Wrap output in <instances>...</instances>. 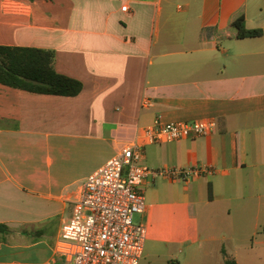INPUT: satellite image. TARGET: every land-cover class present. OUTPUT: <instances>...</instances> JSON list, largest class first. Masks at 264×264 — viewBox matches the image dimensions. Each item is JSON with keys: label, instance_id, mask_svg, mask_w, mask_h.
<instances>
[{"label": "crops", "instance_id": "crops-1", "mask_svg": "<svg viewBox=\"0 0 264 264\" xmlns=\"http://www.w3.org/2000/svg\"><path fill=\"white\" fill-rule=\"evenodd\" d=\"M255 2L0 0V46L53 51L55 71L82 84L72 98L0 85V264H64L53 249L83 183L135 141L150 169L216 170L139 186L152 187L138 214L139 264H264V0ZM239 16L262 37L236 39ZM156 120L215 127L149 144ZM250 216L261 231L243 234Z\"/></svg>", "mask_w": 264, "mask_h": 264}, {"label": "built area", "instance_id": "built-area-1", "mask_svg": "<svg viewBox=\"0 0 264 264\" xmlns=\"http://www.w3.org/2000/svg\"><path fill=\"white\" fill-rule=\"evenodd\" d=\"M214 127L210 121L156 120L144 134L149 144L170 143L207 137ZM143 159V144L135 141L85 180L53 249L64 264H139L146 239V229L133 222L145 211L139 186L150 178L186 183L216 172L208 166L150 169Z\"/></svg>", "mask_w": 264, "mask_h": 264}, {"label": "trees", "instance_id": "trees-1", "mask_svg": "<svg viewBox=\"0 0 264 264\" xmlns=\"http://www.w3.org/2000/svg\"><path fill=\"white\" fill-rule=\"evenodd\" d=\"M236 39L260 38L261 29L249 30L245 19L239 16L230 25ZM54 52L44 49L0 46V85L8 88L47 96L75 97L82 91V84L58 74L54 69ZM8 229L0 226V233ZM224 264H236L226 258Z\"/></svg>", "mask_w": 264, "mask_h": 264}, {"label": "rangeland", "instance_id": "rangeland-1", "mask_svg": "<svg viewBox=\"0 0 264 264\" xmlns=\"http://www.w3.org/2000/svg\"><path fill=\"white\" fill-rule=\"evenodd\" d=\"M256 2H255V0H248V5H249V9H250V6L252 7L254 4H255ZM257 3H260V4H263L262 2H260V1H258ZM160 185H162L161 187H163V186H165V188H166V183L165 182H162V183H160V182H158V184H157V186H160ZM140 191V190H139ZM152 187L150 188V189H148V190H146V191H140V193L143 195V197L146 199V200H149L150 198H151V196H152ZM253 217L254 216H250V222H248V224L246 225H244V226H239L238 227V229H240L241 231H242V233L243 234H246V233H248V231H250L251 230V232H252V230L253 229H258L259 231H261V226H253L252 224H249V223H252V221H253ZM71 218V217H70ZM133 222L135 223V224H140V225H143L142 224V222H141V217H140V215H134L133 216ZM51 227H46V229L47 230H49ZM254 232V231H253ZM146 249H152V243L151 242H148L147 244H146ZM241 260L242 261H244L245 260V257H242L241 259H240V262H241ZM20 264H23V263H20ZM141 264H147L146 262H144V261H142L141 262ZM194 264H199V261L197 260Z\"/></svg>", "mask_w": 264, "mask_h": 264}]
</instances>
